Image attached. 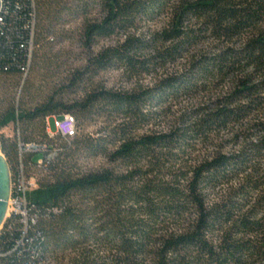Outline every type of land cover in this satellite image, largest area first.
Here are the masks:
<instances>
[{
	"label": "trees",
	"instance_id": "obj_1",
	"mask_svg": "<svg viewBox=\"0 0 264 264\" xmlns=\"http://www.w3.org/2000/svg\"><path fill=\"white\" fill-rule=\"evenodd\" d=\"M3 3L0 75L68 72L33 108L7 110L0 128L42 120L45 130V118L72 114L96 130L37 141L57 149L43 167L21 156L19 140L36 141L28 135L14 165L1 141L12 174L24 165L27 178L35 167L50 179L27 193V232L15 221L1 236L0 264L46 252L64 264H264V0ZM54 26L71 48L34 63ZM115 70L131 86L97 83ZM84 157L99 164L84 169Z\"/></svg>",
	"mask_w": 264,
	"mask_h": 264
},
{
	"label": "rangeland",
	"instance_id": "obj_2",
	"mask_svg": "<svg viewBox=\"0 0 264 264\" xmlns=\"http://www.w3.org/2000/svg\"><path fill=\"white\" fill-rule=\"evenodd\" d=\"M85 0H77V3H82ZM98 8L92 7L90 8L91 13L89 14V17L94 19L98 17ZM83 15L80 17L74 19L72 22L66 23V29L70 27L71 29H75L76 27H80V25L83 23ZM70 25V26H68ZM61 30V27L54 26L53 28L49 29L46 32L45 35V42L48 43V47L45 49L40 48V46H37L34 52V63L37 60L36 54L39 52L41 54L42 52H46L48 54V57L55 58L56 55H62L64 56V53L69 51L70 42L65 40V38L59 37V32ZM57 35L59 37L58 41L56 43H52L49 41V37ZM106 41L99 40V43L96 45V49L99 48V46H102L105 44ZM80 52L82 50H79ZM84 58V56H81ZM83 59H80L79 61L77 59H71L70 63L75 65H79L78 63H81ZM68 66V65H67ZM68 69L67 67L63 66L60 69L55 67V70L52 71H40L38 73L31 70L29 75L26 78L17 76V75H0V118L7 110H10L13 108H33L36 106V104L40 103L42 100H44L47 96L51 95L53 90H55L56 86H58V82L60 81L61 77L65 76L67 74ZM45 74V75H44ZM33 81V88L31 89V93H29L26 89L28 86L27 83L28 80ZM97 83H105L109 87H116L120 85L124 86H131V82H127L124 77L117 71H110L109 73H102L97 78ZM32 86V85H31ZM27 92L29 94H27ZM45 121L47 123V119L45 118ZM35 126H32L28 128L25 124H19L17 122H11L9 125L1 127L0 128V138L1 141H3L7 151L10 152L11 155V163L13 165L16 163V155H17V142L18 138L20 136L26 137L27 135L30 137L31 140L36 141H42L52 138L51 143L53 141L54 144H60L61 140L59 139V135L55 134V120L51 118L50 120V131L52 132L53 136L49 133V130H47V127L44 130V122L37 121ZM96 126L89 122H84V124L80 123L78 128L79 135L82 134H91L92 132H95ZM46 134V135H45ZM56 152V151H54ZM5 155V154H4ZM56 156V155H55ZM38 159L37 156L34 157V161ZM84 169H89L95 167L97 163L94 159L89 157H84L82 161L80 162ZM50 177V173L47 169L43 168H29L28 169V178H31L33 180H37L38 182L42 183L43 181H46ZM65 262V261H64ZM63 261L61 263L54 262L53 264H64Z\"/></svg>",
	"mask_w": 264,
	"mask_h": 264
},
{
	"label": "built area",
	"instance_id": "obj_3",
	"mask_svg": "<svg viewBox=\"0 0 264 264\" xmlns=\"http://www.w3.org/2000/svg\"><path fill=\"white\" fill-rule=\"evenodd\" d=\"M3 1V0H2ZM4 4V3H3ZM3 9V6H2ZM1 9V11H2ZM0 11V23L3 21ZM47 130L48 134H52L50 131V118L47 117ZM55 120V134L60 135L66 142L70 143L71 140L78 135V127L76 118L72 114H63L60 116H54ZM19 150L22 155L35 154L38 155V159L34 161L35 165L43 167L45 163L50 162L56 155L57 149L53 148L45 142L19 140ZM24 165H21V171L19 173L11 172L12 192L11 199L8 205V211L6 220L0 228V238L3 234L10 233L14 230V222L19 221L24 227L23 230L26 233L29 228V224L34 223L35 216L31 214L29 208V201L27 193L31 190L37 189L39 183L37 180L27 178L24 173ZM19 174V175H18ZM0 250V258L4 257ZM26 264H53L52 255L50 253L40 254L37 260L28 261Z\"/></svg>",
	"mask_w": 264,
	"mask_h": 264
},
{
	"label": "water",
	"instance_id": "obj_4",
	"mask_svg": "<svg viewBox=\"0 0 264 264\" xmlns=\"http://www.w3.org/2000/svg\"><path fill=\"white\" fill-rule=\"evenodd\" d=\"M3 1L0 0V11ZM12 181L11 168L8 160L2 151V142L0 139V228L4 224L7 214L8 205L11 199Z\"/></svg>",
	"mask_w": 264,
	"mask_h": 264
},
{
	"label": "bare ground",
	"instance_id": "obj_5",
	"mask_svg": "<svg viewBox=\"0 0 264 264\" xmlns=\"http://www.w3.org/2000/svg\"><path fill=\"white\" fill-rule=\"evenodd\" d=\"M8 211H9V210H8ZM9 212H10V211H9ZM9 212H8V213H9Z\"/></svg>",
	"mask_w": 264,
	"mask_h": 264
}]
</instances>
